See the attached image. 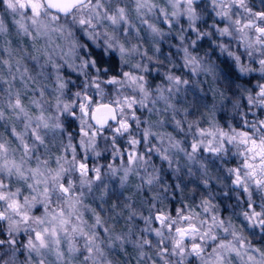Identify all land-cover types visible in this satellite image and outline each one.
I'll use <instances>...</instances> for the list:
<instances>
[{
	"label": "clouds",
	"instance_id": "9594fccd",
	"mask_svg": "<svg viewBox=\"0 0 264 264\" xmlns=\"http://www.w3.org/2000/svg\"><path fill=\"white\" fill-rule=\"evenodd\" d=\"M0 264H264V0H0Z\"/></svg>",
	"mask_w": 264,
	"mask_h": 264
}]
</instances>
